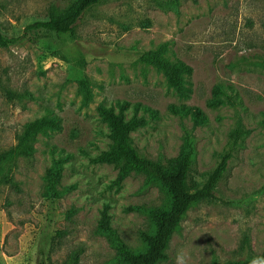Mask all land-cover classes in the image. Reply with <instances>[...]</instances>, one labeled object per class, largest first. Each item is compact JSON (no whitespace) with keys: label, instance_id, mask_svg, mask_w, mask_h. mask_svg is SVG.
<instances>
[{"label":"rangeland","instance_id":"obj_1","mask_svg":"<svg viewBox=\"0 0 264 264\" xmlns=\"http://www.w3.org/2000/svg\"><path fill=\"white\" fill-rule=\"evenodd\" d=\"M76 2L0 0V29L20 36ZM160 45L185 68L180 92L140 61ZM123 103L126 118L145 121L131 134L145 159L172 170L192 146L190 191L203 185L237 130L244 134L217 201L187 211L158 264H176L178 253L186 264L264 254V0H108L71 34L40 29L0 49V152L12 151L36 120L60 127L36 135L29 157L12 158L9 181L0 186V264H123L98 233L104 204L127 247L144 249L141 234L153 230L144 211L167 208V191L134 173L114 186L117 170L91 162L110 146L98 108L117 112ZM55 162L62 164L60 196L51 201L44 177Z\"/></svg>","mask_w":264,"mask_h":264},{"label":"trees","instance_id":"obj_2","mask_svg":"<svg viewBox=\"0 0 264 264\" xmlns=\"http://www.w3.org/2000/svg\"><path fill=\"white\" fill-rule=\"evenodd\" d=\"M108 0H77L74 9L59 17H50L46 21H37L27 25L20 36L8 35L0 29V49L20 44L28 32L48 29L57 35L71 34L73 27L82 16L91 8ZM176 0H165L172 3ZM140 61L154 67L166 79L169 88L180 92L183 87V75L185 68L180 62H172L167 57V48L160 45L156 49L144 52ZM84 102L88 104L91 100V92L86 82L81 83ZM10 96V94H9ZM118 111L113 108L99 107L98 112L109 130L110 146L107 151L101 152L96 158L91 159L94 164H107L117 170L113 181L114 186H119L131 174H141L146 177L147 183H157L165 189L169 195L167 208H150L144 211L152 223L151 233H142L141 240L144 249L140 252L130 250L117 232L111 227L109 206L104 204L100 212L98 233L107 241L108 245L115 251V258L123 264H158L165 260V251L169 241L179 228L187 211L202 201H217L215 197L216 187L227 171L228 164L233 158L243 140L244 134L237 130L231 146L221 154L215 168L208 175L203 185L190 191L186 186V177L193 160V148L188 146L187 151L180 156L172 170L165 169L158 162H151L142 157L134 149L131 143V134L145 125L142 118L133 115L126 118V104H118ZM200 117L199 112L194 114ZM45 129L59 130L54 120L41 119L28 124L23 133L17 136V144L10 152H0V186L9 181V169L14 156L29 157L33 153L32 143L36 135L45 132ZM62 175V164L55 162L49 168L44 177V197L54 201L59 198L60 192L57 187ZM264 257V254L260 255ZM250 260H239L224 264H249Z\"/></svg>","mask_w":264,"mask_h":264},{"label":"clouds","instance_id":"obj_3","mask_svg":"<svg viewBox=\"0 0 264 264\" xmlns=\"http://www.w3.org/2000/svg\"><path fill=\"white\" fill-rule=\"evenodd\" d=\"M176 264H186L185 256L182 253H178L176 256ZM249 264H264V257H253Z\"/></svg>","mask_w":264,"mask_h":264}]
</instances>
